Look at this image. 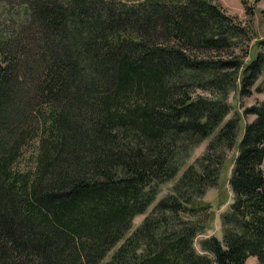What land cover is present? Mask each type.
<instances>
[{
    "label": "trees",
    "instance_id": "16d2710c",
    "mask_svg": "<svg viewBox=\"0 0 264 264\" xmlns=\"http://www.w3.org/2000/svg\"><path fill=\"white\" fill-rule=\"evenodd\" d=\"M252 39L213 0H0V264H98L111 249L102 264H264V100L128 233L229 114L230 91L264 92ZM230 150L222 237L199 253L211 210L198 200Z\"/></svg>",
    "mask_w": 264,
    "mask_h": 264
},
{
    "label": "rangeland",
    "instance_id": "374dc122",
    "mask_svg": "<svg viewBox=\"0 0 264 264\" xmlns=\"http://www.w3.org/2000/svg\"><path fill=\"white\" fill-rule=\"evenodd\" d=\"M218 2L221 7L231 15H234L237 20L241 21L244 25L251 28L253 33L252 42L256 40L264 38V0H246V4L242 3V0H213ZM264 77V72L258 78L257 83ZM264 100V92L258 93L253 90L252 94L249 96H241L238 92V89H233L230 91L228 96V102L231 105L229 114L224 117L221 123L217 126L214 132L206 137L203 141H201L191 152L190 157L187 159L184 166L178 171L176 176L167 181L164 184L160 185V191L158 192L155 200L149 205L145 213L136 215L132 221V226L130 230L131 232L142 220L143 216L150 211L159 199L170 191L172 185L175 180L179 177L182 170L186 168V166L195 160V158L199 157L205 150L209 140L217 133V131L222 127L225 121L231 116L240 117V127L244 125L246 121H250L253 116L244 113V109L249 107L250 105L257 103L259 101ZM30 146V145H29ZM27 147L23 156L19 161V165L24 168H28L31 164H33L32 159V150H34V145L31 147ZM234 155V150L227 151L225 165L221 169L219 174L217 183L209 187L202 197L199 198L198 202L202 204H209L211 210V217L208 218V224L203 232H199L194 239V248L197 252L201 253L200 241L205 237L216 236L221 239L222 237V224H221V213L226 211L229 207V204L232 202V191L230 189L228 178L230 175V167H231V159ZM127 233V234H128ZM120 240L116 246L121 242ZM114 247V249L116 248ZM113 249H111L106 256L98 263L102 264L105 260L109 258ZM257 260L255 257H249L246 261V264H256Z\"/></svg>",
    "mask_w": 264,
    "mask_h": 264
}]
</instances>
